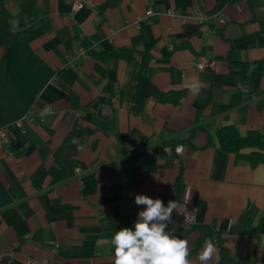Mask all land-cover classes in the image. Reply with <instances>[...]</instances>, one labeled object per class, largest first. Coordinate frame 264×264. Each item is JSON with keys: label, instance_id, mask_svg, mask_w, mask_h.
Here are the masks:
<instances>
[{"label": "crops", "instance_id": "crops-1", "mask_svg": "<svg viewBox=\"0 0 264 264\" xmlns=\"http://www.w3.org/2000/svg\"><path fill=\"white\" fill-rule=\"evenodd\" d=\"M230 54L264 59V0H0V126L38 112L0 146V264H114L104 235L133 228L136 195L175 201L181 172L173 221L192 264L208 238L220 264H264V164L208 145L228 124L264 136V72L237 83Z\"/></svg>", "mask_w": 264, "mask_h": 264}, {"label": "clouds", "instance_id": "clouds-1", "mask_svg": "<svg viewBox=\"0 0 264 264\" xmlns=\"http://www.w3.org/2000/svg\"><path fill=\"white\" fill-rule=\"evenodd\" d=\"M192 91H198L193 86ZM78 151L83 145L74 140ZM178 153L183 146H177ZM137 206H146L138 212L133 228H121L111 238L114 248V264H192L188 241L175 235L178 227L173 221V213L179 207L176 201H169L167 206L157 198L146 195L135 196ZM169 225H172L169 228ZM221 257L211 238L205 240L203 250L198 255L200 264H220Z\"/></svg>", "mask_w": 264, "mask_h": 264}, {"label": "trees", "instance_id": "trees-1", "mask_svg": "<svg viewBox=\"0 0 264 264\" xmlns=\"http://www.w3.org/2000/svg\"><path fill=\"white\" fill-rule=\"evenodd\" d=\"M4 15L9 17L10 15L4 10ZM120 56L124 60L131 62L133 59V53L131 50L122 49L120 51ZM232 54L228 57L230 64V75L237 81V83L246 84L250 79L254 78L257 74L264 72V59L256 61L253 63L247 62H235L232 58ZM187 94L186 91H176L166 94H160L158 100L161 103H173L179 104L183 97ZM80 139L79 134L70 135L65 144L68 142H73L74 140L78 141ZM215 143L212 138H210L208 145L214 146L219 150L234 154L237 158V162H246L252 167H257L261 164H264V136L256 131H250L245 136L241 135L238 130L231 124L224 125L221 129L218 130L216 134ZM185 141H179L171 143L170 146L174 150L178 145H184ZM63 147L60 148L56 153V162L55 166L50 170L52 175V185L56 186L66 175L65 169L62 165L60 155ZM35 183L38 184L37 178ZM182 183H183V173L181 172L178 181L176 183V202L177 204L181 203L182 199ZM118 188L114 190L117 191ZM114 233H107L104 235L105 238H112ZM202 241H200L193 254L198 253ZM86 255H92L86 252ZM191 255V254H190Z\"/></svg>", "mask_w": 264, "mask_h": 264}, {"label": "built area", "instance_id": "built-area-1", "mask_svg": "<svg viewBox=\"0 0 264 264\" xmlns=\"http://www.w3.org/2000/svg\"><path fill=\"white\" fill-rule=\"evenodd\" d=\"M90 5V3H83V2H77L74 4V10L78 11L82 8H84L85 6ZM152 10L149 9L147 11V15L150 16L152 15ZM172 14V13H171ZM199 70H204L205 68L208 67V64L206 63V61L201 60L198 65H197ZM52 109L50 107H44V109L42 110L41 113H39V115L41 116V118H46L49 115L52 114ZM38 114L37 111L31 109L27 114H25L23 117H21L20 119H18L17 121H15L12 124H8V125H4V126H0V146H4L5 144H8L11 142V138H10V133L14 130V129H22L25 125V123L30 122L36 115ZM177 147L173 150L172 148H167L168 152H175L178 155H182L183 151L178 153L176 151ZM184 150V148H183ZM184 221L187 224V226H192L194 224V221L191 217H189L188 214H184ZM27 264H40L37 261H35L34 259H29L27 261Z\"/></svg>", "mask_w": 264, "mask_h": 264}]
</instances>
